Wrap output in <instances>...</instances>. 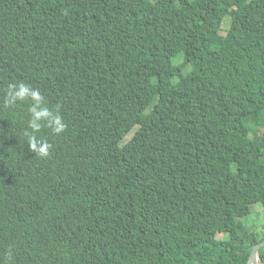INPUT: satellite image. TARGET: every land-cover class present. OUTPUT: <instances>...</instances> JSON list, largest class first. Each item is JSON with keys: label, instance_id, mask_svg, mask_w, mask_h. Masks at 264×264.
Segmentation results:
<instances>
[{"label": "trees", "instance_id": "1", "mask_svg": "<svg viewBox=\"0 0 264 264\" xmlns=\"http://www.w3.org/2000/svg\"><path fill=\"white\" fill-rule=\"evenodd\" d=\"M258 205L264 0H0V264H248Z\"/></svg>", "mask_w": 264, "mask_h": 264}, {"label": "clouds", "instance_id": "2", "mask_svg": "<svg viewBox=\"0 0 264 264\" xmlns=\"http://www.w3.org/2000/svg\"><path fill=\"white\" fill-rule=\"evenodd\" d=\"M26 98H31L33 101V106L30 108L31 119L28 122L31 133L27 134L29 150L41 156H47L51 146L46 141L38 139L36 135L42 127L41 121H47L50 125H55L53 131L57 133L63 131L65 125L62 123L61 117L58 115L53 116L47 108L40 107L43 97L39 90L31 88L25 83L9 86L7 95V103L9 105L17 101H23Z\"/></svg>", "mask_w": 264, "mask_h": 264}, {"label": "rangeland", "instance_id": "3", "mask_svg": "<svg viewBox=\"0 0 264 264\" xmlns=\"http://www.w3.org/2000/svg\"><path fill=\"white\" fill-rule=\"evenodd\" d=\"M229 22H230V18L225 17L223 21V30H226L228 28ZM182 61H183V58L180 55L176 57L175 59H173L172 62L173 64H180ZM151 108H152V105L146 110V112H149ZM261 133H262V129L259 131V134ZM132 134H133V131L126 136V139L124 140V142L130 139ZM229 177H230V172L224 171V172L217 174L216 179L217 181H224V180H227ZM181 185L189 190H194L196 187L195 182L193 180L182 182ZM176 189L177 187L173 186L169 188V192L175 193ZM243 223L251 227L255 233H257L260 237H262V235L264 234V206L262 205L255 206L251 214L243 219ZM220 236L223 237L222 235ZM258 263L261 264L259 259H258Z\"/></svg>", "mask_w": 264, "mask_h": 264}, {"label": "water", "instance_id": "4", "mask_svg": "<svg viewBox=\"0 0 264 264\" xmlns=\"http://www.w3.org/2000/svg\"><path fill=\"white\" fill-rule=\"evenodd\" d=\"M262 246H264V240L254 244L252 246V250H251V253H250V256H249L248 264H252V260H253V258H255V256H257L258 259L261 261L258 251H259L260 247H262Z\"/></svg>", "mask_w": 264, "mask_h": 264}, {"label": "bare ground", "instance_id": "5", "mask_svg": "<svg viewBox=\"0 0 264 264\" xmlns=\"http://www.w3.org/2000/svg\"><path fill=\"white\" fill-rule=\"evenodd\" d=\"M259 264L258 263V257L257 256H255V258H253V260H252V264Z\"/></svg>", "mask_w": 264, "mask_h": 264}]
</instances>
